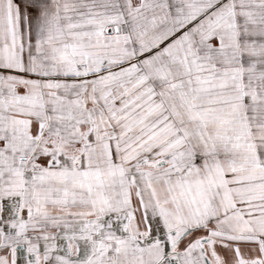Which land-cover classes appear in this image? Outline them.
Returning a JSON list of instances; mask_svg holds the SVG:
<instances>
[{
    "label": "snow or ice",
    "instance_id": "obj_1",
    "mask_svg": "<svg viewBox=\"0 0 264 264\" xmlns=\"http://www.w3.org/2000/svg\"><path fill=\"white\" fill-rule=\"evenodd\" d=\"M0 264H264V0H0Z\"/></svg>",
    "mask_w": 264,
    "mask_h": 264
}]
</instances>
